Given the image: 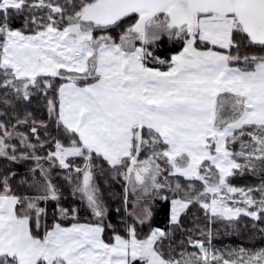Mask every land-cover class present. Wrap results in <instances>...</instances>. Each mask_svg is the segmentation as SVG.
<instances>
[{
  "label": "snow or ice",
  "instance_id": "1",
  "mask_svg": "<svg viewBox=\"0 0 264 264\" xmlns=\"http://www.w3.org/2000/svg\"><path fill=\"white\" fill-rule=\"evenodd\" d=\"M0 264H264V0H0Z\"/></svg>",
  "mask_w": 264,
  "mask_h": 264
}]
</instances>
